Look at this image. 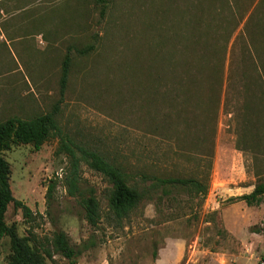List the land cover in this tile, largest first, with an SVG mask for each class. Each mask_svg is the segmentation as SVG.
I'll return each instance as SVG.
<instances>
[{
	"label": "rangeland",
	"instance_id": "374dc122",
	"mask_svg": "<svg viewBox=\"0 0 264 264\" xmlns=\"http://www.w3.org/2000/svg\"><path fill=\"white\" fill-rule=\"evenodd\" d=\"M199 1L207 14L209 0H0V122L54 111L60 129L37 151L20 145L3 153L12 195L33 217L8 205L5 223L18 236L45 244L65 233L80 252L74 264L264 261V196L259 206L225 202L264 181V104L252 63L264 65V0H253L229 39L220 90L212 55L201 66L187 58V70L174 65L171 72L161 61L173 50L182 15L197 13ZM60 136L77 155L98 152L148 189L127 218L108 212L109 184L82 162L79 187L85 196L94 191L101 213L95 227L86 222L81 198L63 182L68 160L55 153ZM149 177L194 178L207 194L170 189L163 196ZM9 254L3 237L0 264ZM46 264L70 263L55 255Z\"/></svg>",
	"mask_w": 264,
	"mask_h": 264
},
{
	"label": "trees",
	"instance_id": "16d2710c",
	"mask_svg": "<svg viewBox=\"0 0 264 264\" xmlns=\"http://www.w3.org/2000/svg\"><path fill=\"white\" fill-rule=\"evenodd\" d=\"M103 2V0H98ZM240 0H209L212 8L205 14L202 8V1L198 3L197 13L193 15H182V26L176 36L172 51H167L162 58V63L171 72L173 66L179 65L186 69L192 62L187 58L195 59L200 65L201 60L210 58L211 55L217 59V64L212 67V74L218 80V90L221 88V73L225 57L226 46L234 30L246 18L247 12L253 0L245 7ZM263 3V0H260ZM256 9L248 17V22L253 17ZM190 19L188 20V17ZM246 22V26L248 24ZM245 26V28H246ZM91 47L80 51V54H87ZM252 57V55H250ZM177 62V63H175ZM257 71L259 80L258 89L261 91V103L264 104V65L252 61ZM209 64V63H208ZM71 58L67 53L61 64L59 85L60 90L66 87ZM203 67V66H202ZM189 70V69H188ZM189 76V74H187ZM183 76L179 75L176 80L181 81ZM189 78V77H188ZM185 80V77L182 78ZM182 80V81H183ZM188 82L193 85L192 80ZM171 85L166 90L171 93ZM171 118L168 116V119ZM60 135V129L55 120V113L43 114L31 119H20L9 117L0 122V239L9 238L10 254L7 264H46V261L53 260V256L59 255L70 264H74L80 252L70 243L67 235L63 232H56L46 243L37 241L31 237L18 236L15 227L5 223V213L9 204L22 212V217L31 221L33 219L30 209L21 201L14 199L10 185V164L4 159L3 153L11 150L14 146L31 145L36 151L51 137ZM56 155L63 154L68 160V173L64 183L70 196L80 197L84 209V219L91 226L95 227L100 219V204L93 190L84 195L79 187V166L83 162L94 172L100 174L109 184L107 191L108 212L116 221L127 218L135 210L140 202L147 196L148 189H142L136 184L123 169L111 162L98 152L81 149L79 155L72 149L67 141L60 136V144L55 152ZM150 188L160 190L163 196L171 193L170 189H186L191 194L204 198L207 194V185L194 178H161L149 177ZM55 188V183L47 187L46 198L50 196ZM264 196V181L257 182L250 194L237 197H230L225 202L234 204L244 202L246 206H259ZM260 232V231H259Z\"/></svg>",
	"mask_w": 264,
	"mask_h": 264
},
{
	"label": "crops",
	"instance_id": "0c3cea01",
	"mask_svg": "<svg viewBox=\"0 0 264 264\" xmlns=\"http://www.w3.org/2000/svg\"><path fill=\"white\" fill-rule=\"evenodd\" d=\"M252 191H253V190H252ZM250 193H251V192H250ZM250 193L248 192V193H246V194H250ZM236 204H239V203L237 202V203H234V204H231V205L233 206V205H236Z\"/></svg>",
	"mask_w": 264,
	"mask_h": 264
},
{
	"label": "built area",
	"instance_id": "2783aa9c",
	"mask_svg": "<svg viewBox=\"0 0 264 264\" xmlns=\"http://www.w3.org/2000/svg\"><path fill=\"white\" fill-rule=\"evenodd\" d=\"M260 264H264V261H260Z\"/></svg>",
	"mask_w": 264,
	"mask_h": 264
}]
</instances>
